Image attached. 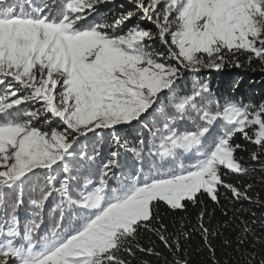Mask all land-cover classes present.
Segmentation results:
<instances>
[{"label": "snow or ice", "instance_id": "obj_1", "mask_svg": "<svg viewBox=\"0 0 264 264\" xmlns=\"http://www.w3.org/2000/svg\"><path fill=\"white\" fill-rule=\"evenodd\" d=\"M112 2L0 0V264H149L137 253L161 252L143 235L175 256L197 232L218 264L206 207L173 232L161 210L219 205L221 189L252 201L264 185V100L199 79L229 56L264 64V0H125L101 15ZM255 244L238 264H264Z\"/></svg>", "mask_w": 264, "mask_h": 264}, {"label": "trees", "instance_id": "obj_2", "mask_svg": "<svg viewBox=\"0 0 264 264\" xmlns=\"http://www.w3.org/2000/svg\"><path fill=\"white\" fill-rule=\"evenodd\" d=\"M125 0H113L112 3L100 6V14L104 15L108 12L113 14L122 10L121 5ZM131 10V9H128ZM239 59L241 66L235 67L234 61ZM202 81H206L210 85L211 93L214 97L234 96L237 100H242L244 103H259L264 100V64L259 60L248 62L247 57H227V63L220 70L203 69L200 73ZM191 85L189 84V87ZM123 138L126 140L138 139L141 136L139 126H133L122 129ZM236 143H242L243 138L237 137ZM106 149V145H105ZM253 149L249 148V151ZM238 156L247 159V153L240 151ZM138 166V165H137ZM120 173L117 172V176ZM240 183H251L250 177L243 179L237 178ZM257 183L254 190L249 192L252 201H235L230 196L224 194L221 189L220 204L214 205L211 201L206 204H201L197 207L189 206L187 212L165 213L163 209L161 214L165 215L166 223L169 224V232H173L175 228L179 227L181 217L185 223L191 227L196 223V216L201 207H206L210 216L205 217L206 225L219 235L210 237L212 246L216 249L215 258L218 264H238L242 262L243 256L246 252L252 251L255 247L256 251L260 250V245H254L255 237H264V185L259 184V177H256ZM115 186V181H112ZM257 195L260 203H257ZM27 199V192H26ZM201 200H205L201 197ZM27 217V209L21 210V221L23 222ZM247 225L252 229L249 234V241L244 247H237L236 240L238 236L242 235L241 227ZM50 227V225H49ZM230 240L231 246H225L224 241ZM143 245L155 244V250L161 252L159 258L155 256H142L137 253L139 259H146L149 264H173L175 259L186 260L187 264H211L212 253L204 245L200 233H193L190 239L181 240V251L175 256L164 249L163 246L156 240L155 237L143 235L141 238Z\"/></svg>", "mask_w": 264, "mask_h": 264}]
</instances>
